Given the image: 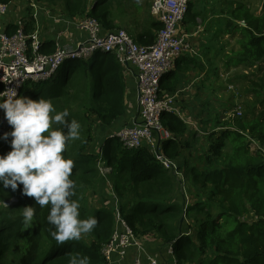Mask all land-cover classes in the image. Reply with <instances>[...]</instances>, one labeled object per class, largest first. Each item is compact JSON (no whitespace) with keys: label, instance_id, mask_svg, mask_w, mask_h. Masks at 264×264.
<instances>
[{"label":"trees","instance_id":"16d2710c","mask_svg":"<svg viewBox=\"0 0 264 264\" xmlns=\"http://www.w3.org/2000/svg\"><path fill=\"white\" fill-rule=\"evenodd\" d=\"M128 1L37 0L50 7L61 5L69 18L94 17L104 30L115 29L112 11ZM230 3L231 19L225 26L227 31H238L240 38L236 49L227 50L220 57L223 74L227 76L229 71L241 67L249 82L246 95L250 98L240 116H231L227 121L210 116L211 126H218L221 132H209L207 149L199 154L203 159L200 169L188 163L183 169L195 202L184 212L182 204L174 201L178 182L146 147L126 149L116 138L108 137L98 149H87L93 142V121L111 126L126 109L122 66L112 53H97L88 62L81 60L80 64L67 66L54 79L41 81L43 87L36 86L40 82H26L19 95L49 98L57 111L67 108L69 119L81 124V138L69 142L64 154L75 161L71 178L76 182L73 199L80 202V217L95 216L98 223L81 239L58 244L50 235L54 228L47 222L49 206L36 205L33 197L23 194L22 185L15 191L0 185V264H69V259L77 254L89 257L90 264H106L101 250L115 231L114 213L95 203L91 206L94 210L88 212L83 199L85 188L94 193L106 179L118 198L121 217L133 233L141 239L155 237L163 246L171 245L178 264H264V0L259 12H253L242 0ZM189 8L190 2L187 12ZM138 14L133 12L134 17ZM235 20L243 21L244 26L235 24ZM160 26L153 19H145L142 32L133 39L149 45L155 41ZM32 28V17L28 15L24 30L28 33ZM13 31L12 27L8 33ZM45 46L41 47L42 52L53 51V45ZM215 75L219 76V71ZM167 88L175 90L174 85ZM161 124L177 134L187 128L167 112L162 113ZM247 135L258 142L260 149H250ZM225 138L231 139V152L223 150ZM10 141L9 136L1 147L0 138V155L11 150ZM177 147L176 141L169 139L164 142L163 151L174 158ZM99 150L110 168L105 176L97 166ZM10 199H14L11 204H3ZM29 205H34L36 212L32 226L26 228L21 213ZM183 215L189 222L191 236L179 230Z\"/></svg>","mask_w":264,"mask_h":264},{"label":"built area","instance_id":"2783aa9c","mask_svg":"<svg viewBox=\"0 0 264 264\" xmlns=\"http://www.w3.org/2000/svg\"><path fill=\"white\" fill-rule=\"evenodd\" d=\"M92 1L90 0V3ZM13 2L14 0L8 3L0 2V94L15 90L19 95L20 89L26 82L50 80L66 60L85 61L97 53H112L122 66L125 75L129 72L136 80L138 110L137 115L131 118L132 123L117 128L108 137L116 138L126 149L146 147L155 160L177 178L180 191L187 197L182 205L185 212L186 207L192 205V198L188 194V185L185 187L187 183L180 164L163 151L164 140L173 138L174 135L161 124V115L164 112L175 115L186 124L188 130H193L199 135L207 137L209 130L201 126L196 113L193 116L188 114L186 106L181 102V97L189 91V86L174 91L163 90L160 87V80L172 69L181 54L196 53V46L190 41L189 36L196 37L203 31L202 21L200 19L197 21L190 35L182 30L181 26L191 0H150V17L161 26L156 33L155 41L149 45L138 44L125 30H104L96 18L84 16L69 20L76 29L85 33L84 38L73 45H68L61 44L58 36L54 39L53 51L48 53L41 51L43 43L38 25L27 33L24 30L23 19L19 18L14 23V31L8 33L4 16ZM29 5L33 10L32 18L37 22L39 10L37 0H29ZM53 21L58 22L59 15L54 16ZM238 24L244 26L243 21H238ZM43 30L50 32V26L47 25ZM241 114L242 108L236 106L226 119ZM11 130L12 126L8 124L4 110L0 109L1 147H4L7 141L2 138L3 134ZM247 140L251 150L260 149L254 138L247 135ZM98 155L97 166L100 173L105 176L110 168L101 156L102 151L99 150ZM105 183L106 198L112 199L107 203L113 206L112 212L116 223L111 239L101 250L105 263L115 264V255L123 257L133 249L136 254L130 264H168L165 260V252L162 254L156 252L157 250H146L148 244L146 240L150 238L141 239L133 233L121 217L118 198L112 190L111 183L107 179ZM13 201L14 199H10L3 204L9 205ZM182 217L179 230L181 234L191 236L189 222L185 215ZM160 246L165 249L171 264H178L171 245Z\"/></svg>","mask_w":264,"mask_h":264},{"label":"crops","instance_id":"0c3cea01","mask_svg":"<svg viewBox=\"0 0 264 264\" xmlns=\"http://www.w3.org/2000/svg\"><path fill=\"white\" fill-rule=\"evenodd\" d=\"M212 1L210 0L211 4H209V2L206 0V5L202 6V0H191L190 8L187 14L192 12L194 5H196V11L192 12L193 19H188L186 14L182 24V30L189 33L190 35L192 30L196 27L197 21L199 19L202 21L204 25L203 31L196 37L193 35L189 36L190 41H192L196 46V53L191 54L186 52L181 54L176 59L172 69L161 78L160 87L163 90H167V87L174 85V89L176 90L185 86H189V91L181 97L182 104L186 106L187 112L191 116L196 113V118L200 121L203 128L208 129L209 132H211V130L217 132L218 135L221 132V129H218V126L214 128L211 126L212 123L209 122L210 116L217 114L218 118L224 120L227 116H229V113L226 116H223L224 105L219 104L223 102H221V99L217 98L218 93L214 90L209 91V87L211 86V79L209 76L214 81L212 86L219 84L217 78L220 80V70L223 68L220 57L225 52H227V50L237 48L240 34L238 31L234 30L227 31V27L225 26L226 21L231 19V12L228 4V1L230 2V0ZM262 2L263 0H261V4ZM149 3V0H145L143 3L129 0L125 5L122 4L120 9L117 8V10L112 12L115 27L118 28L119 26L120 16L123 14L126 15V10H129L127 15L130 16L129 22L133 24H129V26H134L130 33L133 37H135L137 33L142 32L145 19L152 21L149 13ZM261 4L259 8H254L252 11L259 12L261 9ZM38 5V21L36 22L32 18V29L38 25L42 43L44 44L42 45L43 49L47 48L45 46L47 44L53 45L54 49V39L58 36H60L59 40L61 44L67 43L68 45H73L75 42L84 38L85 33L76 29L74 25L69 23L70 18L65 15L61 5L50 7L45 4H41L40 2H38ZM134 6H136V8H134ZM134 11L139 13L138 17L133 16ZM32 12L33 10L30 8L29 0H14V2L10 4L8 12L4 16L6 30L8 31L12 27L14 28V23L19 18L23 19L25 25L26 16L31 15L32 17ZM57 15H59V21L54 22L53 17ZM235 24H238V21H236ZM47 25L50 26V32H45L43 30L47 28ZM60 33H63V35ZM208 59L210 60L208 61ZM217 71L220 73L219 76L215 75V72ZM126 74L125 112L111 126H104L97 121V129L96 131H93V142H91L87 149L92 151L98 149V147L102 145L101 143L103 140L108 138V136L111 135L113 131L116 130V128L132 123L131 118L137 115V83L135 78H133L129 72ZM219 96L220 95H218V97ZM219 108H222V111L219 112ZM171 134H173L174 137L167 138L164 140V142L169 139L176 141L178 146V154L175 155L173 159H175L180 164V166H183L181 167V170L183 171L184 166L187 163L189 165L194 164L198 169H200L202 167L201 163L203 159L201 157L202 155L199 154L202 153L208 146V136L206 137L204 135H199L197 132L190 129L188 130L187 128L181 134ZM94 138L98 141L96 145H94ZM201 139H206L205 145L204 142L200 141ZM232 149L233 146L231 139L225 138L223 150L225 152H231ZM106 187L107 184L104 183L98 188L100 191V200L103 202V206H106L112 210L113 206H110V203H107ZM186 199L187 197L182 194V192L180 193L177 191L174 201L184 205ZM194 202L195 199L192 198L191 204ZM180 225L181 224L179 220V227ZM146 242H148L146 250H157L156 252H161L163 254V247L160 246L161 243H159L155 237L150 238L148 241L146 240ZM135 254L136 252L132 249L131 251H128L123 257H116L115 255V264H130L132 257Z\"/></svg>","mask_w":264,"mask_h":264},{"label":"clouds","instance_id":"9594fccd","mask_svg":"<svg viewBox=\"0 0 264 264\" xmlns=\"http://www.w3.org/2000/svg\"><path fill=\"white\" fill-rule=\"evenodd\" d=\"M0 109L12 126L2 137H11V150L0 155V185L13 191L22 185L23 194L33 197L36 205L49 206L47 222L54 228L50 235L58 244L90 233L98 219L80 217V202L73 199L76 182L71 178L75 161L64 154L69 142L81 138V124L69 119L67 108L57 111L51 99H32L15 90L0 94ZM35 212L34 205L23 207L26 228L32 226ZM69 264H90V259L77 254Z\"/></svg>","mask_w":264,"mask_h":264},{"label":"rangeland","instance_id":"374dc122","mask_svg":"<svg viewBox=\"0 0 264 264\" xmlns=\"http://www.w3.org/2000/svg\"><path fill=\"white\" fill-rule=\"evenodd\" d=\"M92 1V0H91ZM124 1V0H122ZM135 2H144L145 0H134ZM150 1V0H149ZM210 3V0H207ZM212 1V0H211ZM246 4H248L252 9L254 8H259L260 4H261V0H243ZM213 2V1H212ZM113 4L116 5V7H118V4L114 1ZM150 4V3H149ZM228 4H229V7L231 8V3L228 1ZM115 5L112 7L114 8ZM203 5H206V0H202V6ZM126 9V7H125ZM141 9V7H140ZM114 10H117V9H113ZM112 11V12H113ZM196 11V5L193 6V9H192V12H195ZM188 13L187 14V18L188 19H193L192 16H193V13ZM129 13V10H126V15L123 14L120 16L119 18V26L118 28L116 29H122V30H125L132 38H134L132 36V34L130 33L132 31V28H134V26H129V24H131L129 21H130V16L127 15ZM203 19V18H201ZM133 25V24H131ZM109 57L112 61H115V57L111 54H109ZM210 59H208L209 61ZM89 59H86L84 62H88ZM82 61L81 60H69L67 62H65L61 67L60 69L55 73V75L51 78L54 79L57 75L59 74H62V72L65 70V68L67 66H72V65H77V64H80ZM244 71H247V70H244ZM220 73H221V78L220 80L217 78L218 80V83L217 85H213V79L209 76V78L211 79V86L209 87V91L210 90H214L218 93V95H220L218 97L217 95V98L221 99V102L223 103H219L221 105H224L223 109V116H226L228 113H231L233 112V109L234 107L236 106H240L242 108V110H245V107H246V104L248 103L249 101V95H246V89L248 88L249 86V82H248V79L247 77H245L243 75V69L241 67H237L236 69H234V71H229L227 76L225 74H223V70L221 69L220 70ZM248 74H251L250 73V70H248ZM215 80V78H214ZM37 87H43L44 86V83L40 82L39 85H36ZM215 86H218V87H215ZM213 88H217V89H213ZM228 105L230 107H228ZM225 108H228L227 110ZM219 112L222 111V108H219L218 110ZM214 118L218 117L217 114L213 116ZM228 119H224V121H227ZM208 121V120H207ZM205 124V123H204ZM97 126H98V122L97 121H94L93 122V129L94 131H96L97 129ZM199 139V138H198ZM201 142H204V145L206 144V139H201L200 140ZM98 143V141L94 138V145H96ZM207 149V147H206ZM181 167H183L181 165ZM100 172V171H99ZM101 174V173H100ZM185 178V181H186V186L188 185V179L186 177ZM176 181L178 182L177 178H175ZM179 184V182H178ZM178 191L181 193L180 191V185H179V189ZM85 197H83L84 199V203H85V208L88 212H91V210H94V207L91 208V206H94V203L95 204H98V205H102L103 202H101L100 200V191L99 189L96 190V192L94 193H91V189L89 187L85 188ZM192 195H193V191L191 192ZM188 194L191 196V194L189 193V186H188ZM107 201H112V199H107ZM103 206V205H102ZM163 252H165V260L168 262V264H171V261L168 257V254H166V251L165 249H163ZM175 255V254H174Z\"/></svg>","mask_w":264,"mask_h":264},{"label":"water","instance_id":"95a60500","mask_svg":"<svg viewBox=\"0 0 264 264\" xmlns=\"http://www.w3.org/2000/svg\"><path fill=\"white\" fill-rule=\"evenodd\" d=\"M182 221H183V217L180 218V224L182 223ZM179 228H180V227H179Z\"/></svg>","mask_w":264,"mask_h":264}]
</instances>
